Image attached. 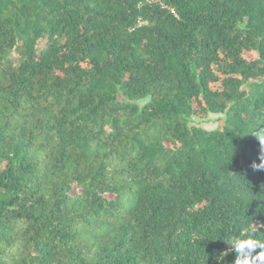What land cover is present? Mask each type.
Wrapping results in <instances>:
<instances>
[{
    "label": "trees",
    "instance_id": "trees-1",
    "mask_svg": "<svg viewBox=\"0 0 264 264\" xmlns=\"http://www.w3.org/2000/svg\"><path fill=\"white\" fill-rule=\"evenodd\" d=\"M256 127L264 0H0V264H231Z\"/></svg>",
    "mask_w": 264,
    "mask_h": 264
},
{
    "label": "clouds",
    "instance_id": "clouds-1",
    "mask_svg": "<svg viewBox=\"0 0 264 264\" xmlns=\"http://www.w3.org/2000/svg\"><path fill=\"white\" fill-rule=\"evenodd\" d=\"M255 135L260 142L259 163L253 162L254 170L264 171V128L257 130V127L250 132ZM256 229H264V223L255 226ZM231 246V251L235 253V258L231 264H264V238L259 237L257 230L240 233L236 237L221 239ZM227 252L214 254L213 259L216 264H228L225 260Z\"/></svg>",
    "mask_w": 264,
    "mask_h": 264
},
{
    "label": "rangeland",
    "instance_id": "rangeland-1",
    "mask_svg": "<svg viewBox=\"0 0 264 264\" xmlns=\"http://www.w3.org/2000/svg\"><path fill=\"white\" fill-rule=\"evenodd\" d=\"M247 56H253L254 52L248 51L245 53ZM221 114L209 113L205 117H199L198 115L191 116V120L200 126L205 128H213L220 125Z\"/></svg>",
    "mask_w": 264,
    "mask_h": 264
},
{
    "label": "built area",
    "instance_id": "built-area-1",
    "mask_svg": "<svg viewBox=\"0 0 264 264\" xmlns=\"http://www.w3.org/2000/svg\"><path fill=\"white\" fill-rule=\"evenodd\" d=\"M149 2H161V0H147ZM140 23H142V21L140 19L137 20V25H139Z\"/></svg>",
    "mask_w": 264,
    "mask_h": 264
}]
</instances>
